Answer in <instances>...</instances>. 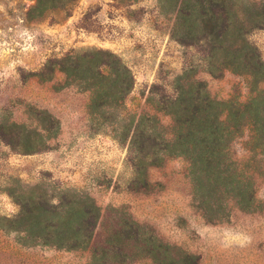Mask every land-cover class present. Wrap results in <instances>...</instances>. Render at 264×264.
Here are the masks:
<instances>
[{
	"label": "rangeland",
	"instance_id": "rangeland-1",
	"mask_svg": "<svg viewBox=\"0 0 264 264\" xmlns=\"http://www.w3.org/2000/svg\"><path fill=\"white\" fill-rule=\"evenodd\" d=\"M178 1L79 0L71 11L37 21L29 17L36 0H0V132L10 129L15 139L10 145L0 137V264H170L183 253L197 256L200 264H264V183L257 211L232 208L230 218L218 223L208 222L196 207L182 159L152 169L150 179L158 185L134 192L130 138L113 123L121 118L118 110H105V117L95 113L91 94L74 78L66 83L61 73L48 81L39 76L51 60L113 53L135 80L126 100L127 123L147 108L151 96L173 95L176 78L192 67L213 98L247 101L251 90L244 77L225 72L213 78L201 54L172 39ZM249 1L264 12V0ZM249 40L264 61V25ZM37 111L58 120V131L43 149L25 154L16 141L20 129L12 125L39 128ZM160 117L164 125L171 123ZM244 141L234 147L238 159L245 155ZM35 187L55 200L73 194L96 200L101 218L88 249L28 246L4 229L3 219L20 211L13 196ZM153 240L170 250L156 259L150 253Z\"/></svg>",
	"mask_w": 264,
	"mask_h": 264
},
{
	"label": "trees",
	"instance_id": "trees-1",
	"mask_svg": "<svg viewBox=\"0 0 264 264\" xmlns=\"http://www.w3.org/2000/svg\"><path fill=\"white\" fill-rule=\"evenodd\" d=\"M79 0H36L32 20L49 13L69 10ZM174 1V0H173ZM172 39L202 55L205 72L221 78L225 72L242 76L251 90L247 101H220L212 97L207 83L197 80L194 68L186 69L174 84V94L151 96L147 108L135 112L129 123L126 100L135 80L120 58L108 51H93L61 60H51L39 76L54 80L57 73L79 81L91 94L95 113L116 108L123 138H130L127 162L134 171L132 191H150L158 185L150 179L152 169L182 159L192 182L196 207L210 223L230 218L232 208L253 213L260 208L259 189L264 183V61L249 40V33L262 29L263 9L249 0H179ZM160 95V96H159ZM161 115L171 123L164 125ZM129 116V115H128ZM39 128L18 127L16 141L25 154L46 145L56 135L59 122L46 111H37ZM118 119V118H117ZM3 133V134H2ZM0 132L8 144L15 141L10 129ZM122 138V139H123ZM13 139V140H12ZM245 155L238 159L235 145L243 141ZM20 207L12 218L3 219L4 229L16 233L24 245L81 251L91 246L101 218V209L91 196L64 195L55 200L37 187L13 196ZM136 238L140 232L136 230ZM154 241V242H153ZM151 242L150 253L159 258L169 246ZM170 264H200L197 256L183 253Z\"/></svg>",
	"mask_w": 264,
	"mask_h": 264
}]
</instances>
